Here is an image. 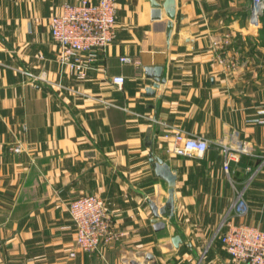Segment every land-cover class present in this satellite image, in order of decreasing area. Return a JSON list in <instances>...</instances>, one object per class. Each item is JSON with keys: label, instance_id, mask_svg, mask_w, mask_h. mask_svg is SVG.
Segmentation results:
<instances>
[{"label": "crops", "instance_id": "crops-1", "mask_svg": "<svg viewBox=\"0 0 264 264\" xmlns=\"http://www.w3.org/2000/svg\"><path fill=\"white\" fill-rule=\"evenodd\" d=\"M80 1L0 0V264H231L226 222L264 230V15L251 21V0H176L174 17L153 19L150 0H118L104 70L80 81L61 67L50 28ZM225 33L231 73L212 45ZM147 67H162L158 87ZM172 130L209 147L175 155ZM152 155L177 174L159 230L150 201L164 206L170 186ZM237 188L245 214L230 211ZM88 194L105 199L123 232L96 252L77 246L68 209Z\"/></svg>", "mask_w": 264, "mask_h": 264}, {"label": "built area", "instance_id": "built-area-1", "mask_svg": "<svg viewBox=\"0 0 264 264\" xmlns=\"http://www.w3.org/2000/svg\"><path fill=\"white\" fill-rule=\"evenodd\" d=\"M251 21H258L264 15V0H251ZM118 0H81L79 3H65L60 13L51 17L50 28L54 41L59 46V62L64 71L80 81H87L91 74L104 70L108 47L117 38ZM230 33L213 40L217 61L228 73L238 67L235 53L230 50ZM123 62H133L128 56ZM111 81L119 88L124 83L122 75H114ZM89 96V94H83ZM264 113V110L262 111ZM264 123L263 118L257 119ZM169 150L175 155H202L209 147L204 137L190 136L180 130L166 132ZM21 145L13 150L21 151ZM231 154L225 162L230 167ZM69 213L76 228L77 246L87 252H96L103 243L120 240L119 231L109 215L108 204L95 194L83 195L70 202ZM249 204L245 190L238 189L231 212L245 214ZM227 229L221 233V241L232 259L231 264H264V230L256 225L236 224L227 221ZM75 252L71 256H75Z\"/></svg>", "mask_w": 264, "mask_h": 264}, {"label": "water", "instance_id": "water-1", "mask_svg": "<svg viewBox=\"0 0 264 264\" xmlns=\"http://www.w3.org/2000/svg\"><path fill=\"white\" fill-rule=\"evenodd\" d=\"M150 1H151V6H152V18L153 19L161 18L163 11L169 14L170 17H174L177 13L176 0H164L163 2H160L158 0H150ZM146 71L148 73V76L154 78L155 86L158 87L159 82L162 80L161 78L162 67H147ZM148 93L153 94L154 91L148 90ZM151 161L154 162L156 174L162 177L163 179H165L169 183V186H170L169 197L164 206L159 207V205L155 201L153 200L150 201L151 210L154 215L153 222H154L155 228L159 230L165 227L164 221H160L159 218L162 215L169 214L171 216L174 213L175 185L177 181V174L171 168L169 163L164 161L161 157L152 155ZM172 240L176 246H178L180 242L182 241L179 235L174 236ZM132 264H137V262L132 261Z\"/></svg>", "mask_w": 264, "mask_h": 264}, {"label": "rangeland", "instance_id": "rangeland-1", "mask_svg": "<svg viewBox=\"0 0 264 264\" xmlns=\"http://www.w3.org/2000/svg\"><path fill=\"white\" fill-rule=\"evenodd\" d=\"M246 195V194H245ZM245 198H246V196H245Z\"/></svg>", "mask_w": 264, "mask_h": 264}]
</instances>
